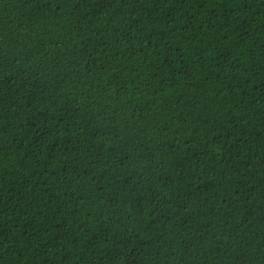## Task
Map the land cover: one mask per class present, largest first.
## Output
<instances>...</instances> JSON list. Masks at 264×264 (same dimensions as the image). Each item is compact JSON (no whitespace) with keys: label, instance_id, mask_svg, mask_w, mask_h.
<instances>
[{"label":"trees","instance_id":"obj_1","mask_svg":"<svg viewBox=\"0 0 264 264\" xmlns=\"http://www.w3.org/2000/svg\"><path fill=\"white\" fill-rule=\"evenodd\" d=\"M0 264H264V0H0Z\"/></svg>","mask_w":264,"mask_h":264}]
</instances>
